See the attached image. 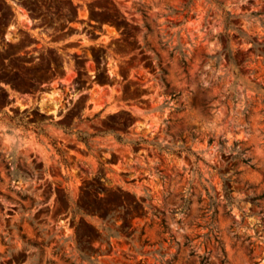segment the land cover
<instances>
[{
    "label": "rangeland",
    "instance_id": "374dc122",
    "mask_svg": "<svg viewBox=\"0 0 264 264\" xmlns=\"http://www.w3.org/2000/svg\"><path fill=\"white\" fill-rule=\"evenodd\" d=\"M8 1L0 264H264V0Z\"/></svg>",
    "mask_w": 264,
    "mask_h": 264
},
{
    "label": "trees",
    "instance_id": "16d2710c",
    "mask_svg": "<svg viewBox=\"0 0 264 264\" xmlns=\"http://www.w3.org/2000/svg\"><path fill=\"white\" fill-rule=\"evenodd\" d=\"M180 62L182 63V65H185V60H184V58H181ZM116 139H117L118 141L121 140V138H120L119 136H116ZM225 191H226L225 195H226L227 201H228L229 204H231V203H232V199H231V198L229 197V195H228L231 191H230V190H225ZM259 198H260V199H261V198H264V195L259 196ZM206 260H207L206 258L203 259V261H202L203 264H204V262H205Z\"/></svg>",
    "mask_w": 264,
    "mask_h": 264
},
{
    "label": "crops",
    "instance_id": "0c3cea01",
    "mask_svg": "<svg viewBox=\"0 0 264 264\" xmlns=\"http://www.w3.org/2000/svg\"><path fill=\"white\" fill-rule=\"evenodd\" d=\"M3 2V4H5L6 6H11V3L8 0H1Z\"/></svg>",
    "mask_w": 264,
    "mask_h": 264
}]
</instances>
